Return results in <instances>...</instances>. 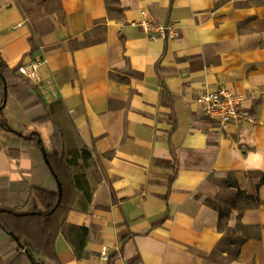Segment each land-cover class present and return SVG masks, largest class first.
Instances as JSON below:
<instances>
[{
  "label": "crops",
  "instance_id": "crops-1",
  "mask_svg": "<svg viewBox=\"0 0 264 264\" xmlns=\"http://www.w3.org/2000/svg\"><path fill=\"white\" fill-rule=\"evenodd\" d=\"M145 19L180 37L151 40ZM0 53L21 80L10 127L48 159L53 122L63 132L56 264H264V0H0ZM33 60L35 82L17 74ZM219 86L252 123L204 117L197 99ZM36 190H58L42 150L0 131V212ZM21 253L0 226V264H31Z\"/></svg>",
  "mask_w": 264,
  "mask_h": 264
},
{
  "label": "trees",
  "instance_id": "trees-1",
  "mask_svg": "<svg viewBox=\"0 0 264 264\" xmlns=\"http://www.w3.org/2000/svg\"><path fill=\"white\" fill-rule=\"evenodd\" d=\"M20 85L21 80L16 75V71L5 62L0 53V89L4 91L6 87L8 93L15 92L19 89ZM52 122L49 114L46 113L44 117L36 121V124ZM53 124L58 151L55 156L49 158V166L57 185L60 182L61 186L64 187L65 179L72 180L74 183V176L67 161L63 132L56 123L53 122ZM0 131L15 133L25 139L36 142L37 147L42 150L43 143L39 142L40 136L37 133L25 137L10 127L4 116V94L0 97ZM177 175L178 165L176 163L171 184L176 180ZM238 196L243 197L241 192L238 193ZM243 198L246 200L252 199L247 196ZM59 199L58 185L56 193L36 190L34 199L28 204L25 211L21 209H4L0 212V226L12 236V243L22 252L16 257L14 262L27 255L31 264L57 263L55 242L65 223L66 215L70 210L68 207H64L62 201L60 202ZM252 200L255 202V199Z\"/></svg>",
  "mask_w": 264,
  "mask_h": 264
},
{
  "label": "built area",
  "instance_id": "built-area-1",
  "mask_svg": "<svg viewBox=\"0 0 264 264\" xmlns=\"http://www.w3.org/2000/svg\"><path fill=\"white\" fill-rule=\"evenodd\" d=\"M139 25L153 41L175 40L180 37V30L176 24L157 23L145 19L140 21ZM40 64L37 60L22 64L17 68V74L35 82ZM244 102L245 98L229 86H219L203 93L197 99L204 117L222 128L253 122L251 114L244 108ZM110 259L108 249L104 247L101 251V261L108 263Z\"/></svg>",
  "mask_w": 264,
  "mask_h": 264
},
{
  "label": "water",
  "instance_id": "water-1",
  "mask_svg": "<svg viewBox=\"0 0 264 264\" xmlns=\"http://www.w3.org/2000/svg\"><path fill=\"white\" fill-rule=\"evenodd\" d=\"M7 99H8V90H7V88L5 87L4 88V106L6 105V103H7ZM42 152H43V154H44V157H45V159H46V162L49 164V159H48V157H47V155H46V153H45V150H44V148H42ZM58 185H59V196H60V202L62 201V197H63V189H62V186H61V184H60V182H58Z\"/></svg>",
  "mask_w": 264,
  "mask_h": 264
}]
</instances>
